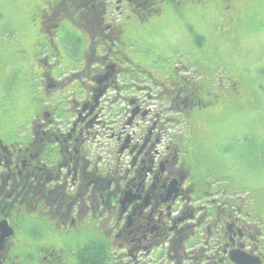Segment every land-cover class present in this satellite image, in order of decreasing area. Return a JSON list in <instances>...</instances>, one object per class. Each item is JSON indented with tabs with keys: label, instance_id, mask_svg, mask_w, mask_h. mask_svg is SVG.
<instances>
[{
	"label": "flooded vegetation",
	"instance_id": "obj_1",
	"mask_svg": "<svg viewBox=\"0 0 264 264\" xmlns=\"http://www.w3.org/2000/svg\"><path fill=\"white\" fill-rule=\"evenodd\" d=\"M180 1L114 0V9L119 13L120 6V13L136 20V14L159 11L160 4L178 8L194 3L213 13L219 2L187 0L181 5ZM51 2L37 6L40 32L34 58L43 70L23 73V79L30 77L29 83L38 81L39 90L34 92L41 99L35 109L39 114L23 139L15 141L0 132V264H68L54 246L74 241L82 243L78 252L85 264L96 262L98 255L102 260L115 257V264H264L259 232L248 222L255 217L254 209L226 188H210L204 178L210 171L197 170L193 152L186 145L178 149L172 128L162 126L164 117L175 111L191 126L201 117L202 107L225 108L228 101L220 98L203 104L201 87L186 78L184 67L162 73L172 85L170 91L152 70L142 65L131 72L125 68L127 57L108 42H122L127 31L118 30L122 39L112 42V26L101 29L104 9L111 6L108 0ZM89 3L91 11L86 12L83 8L88 10ZM34 14L36 10L29 16ZM0 31L18 35L6 15L0 18ZM42 32L46 41L40 40ZM73 35L81 41L76 48L69 40ZM74 50L73 54L82 52V65L64 74L72 67L69 54ZM15 71L8 68L4 76L0 66V79L7 85L16 82L20 78L15 79ZM127 71L141 75L146 93L128 88L133 93L122 95L117 82L131 79L119 76ZM73 79L80 81L76 88L71 87ZM116 103L124 105L118 125L112 119ZM148 116L152 119L147 122ZM135 119L141 124L138 128ZM59 121L69 122L63 128ZM123 126L139 131L138 135L130 138L125 131L121 135ZM101 140L105 145L112 142L116 152L126 156L122 170H99L90 149ZM31 225L41 230L38 236H27Z\"/></svg>",
	"mask_w": 264,
	"mask_h": 264
},
{
	"label": "rangeland",
	"instance_id": "obj_2",
	"mask_svg": "<svg viewBox=\"0 0 264 264\" xmlns=\"http://www.w3.org/2000/svg\"><path fill=\"white\" fill-rule=\"evenodd\" d=\"M46 1L53 0H0V18L6 15L10 26L18 32L15 35L0 31V51L4 54L0 57V61H3L0 66L3 67L4 76L8 68H16L15 79L20 78L9 85L0 79V132H7V137L15 141L28 136L31 125L39 114L35 110L39 108L41 100L35 93L39 90L38 81L29 83L30 77L23 79V73H41L43 70L42 64L37 66L35 62L34 44L39 40L40 32L37 26V6H43ZM80 1L84 3L87 0ZM186 1L181 0L180 4L183 5ZM217 1L220 3H215L216 10L213 13H209L207 9L211 5L203 11L194 3L178 8L171 4H160L159 11L151 9L148 15L136 14V21L133 15L126 18L120 13V6L119 13L116 12L114 0H108L111 6L104 9L101 29L107 25L112 26V42L120 39L118 30H126L127 34L121 38L122 42H108L110 48H118L120 54L122 49L130 60L129 67L132 70L140 65L146 70H152L153 76L166 83L169 91L173 90L172 85H169V80L162 73L169 72L173 66H180L189 70L190 74H186L188 80L191 78V83L195 82L201 87L198 93L203 104L220 98L228 101L225 108L219 104L202 107L204 111L201 117L194 119L191 126L181 120L176 111L164 117L162 126L172 128L170 131L176 134V138L172 140L178 143V149L182 148L181 145H186L193 152L197 170H201L203 174L210 171L204 177L210 188H226L237 201L254 209L255 217L248 222L259 232L264 249V0ZM100 4L101 2L98 3ZM49 5L54 10L53 3ZM89 5L90 3L87 5L88 10H83L91 11ZM34 10L36 15L30 17L29 13ZM98 12L102 14L101 10ZM85 14L83 11L79 12L81 18ZM98 33L104 32L99 29ZM44 35L42 32L40 40L46 41ZM69 40L75 48L81 45L76 35ZM75 51L69 54L70 61L73 63L72 70H79L82 65L81 54H73ZM84 57L86 58L85 55ZM125 74L131 75L127 71L119 76ZM134 75L127 81L117 82L123 88L122 95L130 93L128 88L137 89L136 94L146 93L141 75ZM194 76L198 78L195 79ZM133 80L136 81L135 86L131 85ZM234 83H237V87ZM7 87V92H3ZM229 94L234 95L232 97ZM146 102L156 106L152 102ZM149 109L154 110L152 106ZM116 113L114 121L118 123L121 118L119 107H116ZM150 119L152 117L148 116L147 122ZM136 122L137 119L133 125ZM59 124L64 128L68 122ZM137 124L134 128L141 126L139 122ZM123 128L124 126L121 135L125 131L130 138L139 133L129 127ZM2 137L5 138V135ZM101 142L104 145H100ZM90 151L92 157L98 159L102 173L113 169V165L122 170L117 165V160L121 165L126 164V156L117 153L112 142L105 145V141L101 140ZM26 231L29 237H36L41 233L33 225L27 227ZM81 246L82 243L78 241L56 242L54 248L61 250L60 254L64 260L67 258L68 264H75V253ZM261 252L264 253L263 250ZM96 260L101 261V255ZM103 261L105 264L118 262L115 257L114 260Z\"/></svg>",
	"mask_w": 264,
	"mask_h": 264
},
{
	"label": "trees",
	"instance_id": "obj_3",
	"mask_svg": "<svg viewBox=\"0 0 264 264\" xmlns=\"http://www.w3.org/2000/svg\"><path fill=\"white\" fill-rule=\"evenodd\" d=\"M150 11V10H149ZM149 11H147V13H146V15H148V13H149ZM139 16V15H138ZM142 16V15H141ZM121 52H123L125 55H127L122 49L120 50ZM127 57V56H126ZM125 65H124V67L125 68H128V69H131L129 66V63H130V60L127 58V60H125ZM70 65V64H69ZM128 65V66H127ZM73 84H72V86L71 87H73V88H76L79 84H80V81H78V80H76V79H73L72 81H71ZM197 85V84H196ZM76 92H77V90H73V94L75 95V97H78V95L76 94ZM80 253L77 251L76 253H75V263L76 264H85L83 261H81V259H79V257H80V255H79ZM92 264H105V262L103 261V260H101V261H96V262H94V263H92Z\"/></svg>",
	"mask_w": 264,
	"mask_h": 264
}]
</instances>
